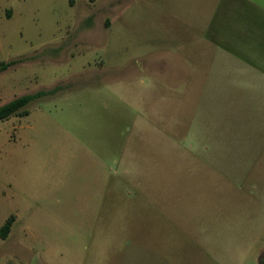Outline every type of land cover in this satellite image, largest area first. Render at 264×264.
Here are the masks:
<instances>
[{
    "label": "rangeland",
    "instance_id": "rangeland-1",
    "mask_svg": "<svg viewBox=\"0 0 264 264\" xmlns=\"http://www.w3.org/2000/svg\"><path fill=\"white\" fill-rule=\"evenodd\" d=\"M199 9L0 0V106L58 88L0 121L1 263L264 264V81L176 91L152 72Z\"/></svg>",
    "mask_w": 264,
    "mask_h": 264
},
{
    "label": "crops",
    "instance_id": "crops-1",
    "mask_svg": "<svg viewBox=\"0 0 264 264\" xmlns=\"http://www.w3.org/2000/svg\"><path fill=\"white\" fill-rule=\"evenodd\" d=\"M196 2L200 4L199 16L190 20L194 26L185 31L187 35L176 40L177 45L171 44L175 47L164 57V70L152 71L156 69L153 60L147 61V69L157 76L161 74L176 91L187 86L188 77L192 76L197 77L200 86L220 87L229 93L261 89L264 81V0ZM237 46H247V52L245 49L236 51ZM221 48L226 52L223 55ZM230 50L234 54L227 52Z\"/></svg>",
    "mask_w": 264,
    "mask_h": 264
},
{
    "label": "trees",
    "instance_id": "trees-1",
    "mask_svg": "<svg viewBox=\"0 0 264 264\" xmlns=\"http://www.w3.org/2000/svg\"><path fill=\"white\" fill-rule=\"evenodd\" d=\"M17 61L0 62V73L7 71L12 66L16 65ZM58 88L50 91H39L35 94H27L18 97L2 106H0V121H5L11 117H27L30 112L27 110L28 105L43 97L55 94ZM15 216L12 215L5 224L0 228V238L6 240L12 231Z\"/></svg>",
    "mask_w": 264,
    "mask_h": 264
}]
</instances>
